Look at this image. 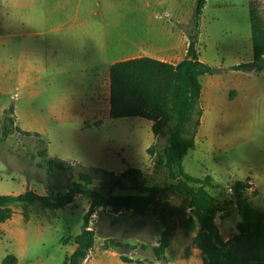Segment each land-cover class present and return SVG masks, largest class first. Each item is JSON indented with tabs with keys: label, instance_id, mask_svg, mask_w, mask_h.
Segmentation results:
<instances>
[{
	"label": "rangeland",
	"instance_id": "1",
	"mask_svg": "<svg viewBox=\"0 0 264 264\" xmlns=\"http://www.w3.org/2000/svg\"><path fill=\"white\" fill-rule=\"evenodd\" d=\"M256 1L263 2L264 6V0ZM195 3L196 0H0V19H5L8 25L62 24L65 22L64 17L54 15L49 21H42L40 19L45 17L38 14L81 10L85 15L92 11L93 15L90 17L95 23L122 25L127 29L132 26L146 29L153 24V19L158 25L171 18L176 19L177 9H181V14L189 18ZM212 6L217 8L212 9ZM154 11L161 15V20H155V17L152 19ZM169 13L172 17H169ZM83 18L81 16L77 23L82 22ZM201 24L199 49L204 60L215 66L222 63L225 67H230L244 60L247 62L252 57L246 0H210L208 12ZM8 34L9 31L1 28L0 35ZM19 40L1 38L0 47L4 41L17 43ZM21 41L30 40L26 38ZM229 71L233 70L226 68L219 70V73ZM244 72L238 76L231 74L236 77V81L240 79L243 90L237 89V93L230 94L229 88L232 85L221 84L212 100H208L205 94L201 101L203 124L197 135L196 149L184 158L183 166L192 177L215 178V187L208 188V191L220 203L233 197V185L236 181L246 182L249 178V199L256 208L264 211V70L260 73L254 70ZM207 78L209 76H205V88ZM11 82L13 86L10 92L18 93L17 81ZM17 104L24 105L23 102ZM1 105L0 102V110ZM148 123L139 118L114 121L105 126L101 146L105 148L106 157L111 159L110 163H113L111 168L123 171L126 163H130L142 169L148 168L138 177L146 186L176 184L165 169H157L153 159H149L147 150L153 143V134ZM2 126L3 117L0 115V192L20 195L34 190L35 193L42 194L45 187H50L56 193H65L69 180L78 181L77 171L83 170L78 166H75L74 173L56 172L49 180L46 170L37 167L42 162L38 152L45 150L42 140L21 134L3 139ZM125 130H133V138L128 140L125 136L114 135L115 132L125 134ZM166 142V139L161 140V146ZM51 148L54 149L53 154L56 150L64 152L75 149L69 145L63 151L58 144H52ZM106 179L107 176L101 173L94 187L101 190ZM116 194L135 192L117 191ZM90 205V200L78 196L73 204L58 212H49L39 207L29 209V214L38 222H33L32 227L40 228L44 233L43 241L46 246L39 251V257L44 262L64 264L65 257L72 248L65 246L63 241L81 233L84 216L90 210ZM190 216V200L179 192L159 196L152 206L151 214L146 218L135 217L129 211L96 208L90 219V227L96 233L94 252L103 254L92 255L84 264H127L115 254L128 259L131 264H203L201 252L193 245L197 229L190 223ZM216 221L224 240L237 234L240 218L235 207L228 214H219ZM163 232L169 235L171 246L166 251L164 260L159 261L153 248L158 246ZM7 248L10 250L13 246L7 244Z\"/></svg>",
	"mask_w": 264,
	"mask_h": 264
},
{
	"label": "trees",
	"instance_id": "2",
	"mask_svg": "<svg viewBox=\"0 0 264 264\" xmlns=\"http://www.w3.org/2000/svg\"><path fill=\"white\" fill-rule=\"evenodd\" d=\"M208 0H197L191 21L183 26L189 39L186 58L177 65H171L149 58H140L115 64L111 76V118H143L153 123V133L157 141L147 150L157 169L163 168L176 184L167 186H146L138 177L141 171L128 169L122 174L90 168L77 171L78 181H70L65 193H56L48 187V195L40 196L28 190L21 195H0V236L1 226L12 219L16 208L28 211L39 207L52 212L65 209L73 204L76 197L90 200V210L84 216L81 233L64 239L63 244L77 246L73 254L66 255L64 264H83L95 247L96 233L90 227V219L96 208L112 209L116 212L129 211L135 217L146 218L152 212L156 199L165 194L177 192L190 200V223L197 229L193 245L201 252L203 264H264V211L256 208L249 199L248 184L236 181L233 197L220 203L209 191L214 188L212 176L203 179L186 173L183 163L190 151L196 149L197 135L202 126L204 111L201 107V77L215 75L219 70L203 63L200 59L199 39L204 8ZM250 19L253 41V62L231 68L233 71L264 70V6L250 0ZM14 134L31 136L14 127L13 108L5 113L2 138ZM40 139V135H32ZM166 144L161 146V140ZM45 146V142L41 141ZM42 162L37 165L45 169L50 180L52 175L74 173L75 166L62 161L48 159L43 149L38 152ZM107 176L101 190L94 187L98 176ZM129 183H132L129 185ZM117 191L135 194H116ZM235 207L240 221L237 234L224 240L217 224L219 214H228ZM170 237L161 234L158 246L153 248L155 257L164 260L170 248ZM122 261L132 262L126 258ZM2 264H18L14 255L6 257Z\"/></svg>",
	"mask_w": 264,
	"mask_h": 264
},
{
	"label": "crops",
	"instance_id": "3",
	"mask_svg": "<svg viewBox=\"0 0 264 264\" xmlns=\"http://www.w3.org/2000/svg\"><path fill=\"white\" fill-rule=\"evenodd\" d=\"M209 2L210 0L207 1L203 11V22L209 9ZM246 2L252 41L250 0ZM215 8L217 6H212V9ZM91 12L85 15L81 10H62L38 14L45 17L40 19H43L42 21L47 19L49 21L54 15L64 17L65 22L62 24L8 25L5 19H0V25L3 21L0 30L2 28L3 31L10 32L6 36L0 35V39H20L17 43L4 41L3 46L0 47V102L2 104L0 115L4 121L5 113L13 108L14 127L30 135H40V139L45 142L48 159L72 164L83 170L95 168L122 174L128 169H136L143 173L148 168L142 169L130 163H126L123 171L113 170L111 168L113 163H110L111 159L106 157L105 148L101 146L104 141L103 132L108 123L139 119L138 117L111 118L110 71L115 64L140 58H149L171 65L182 62L189 48L188 35L182 27L190 23L193 12L188 18L185 14L184 16L181 14V9H177L176 19L171 18L170 21L166 20L162 25H158L154 23L153 17L159 21L161 15L154 11L152 13L153 24L148 25L146 29H140L137 26L127 29L122 25L108 26L95 23L91 20L90 16L93 15ZM168 15L172 17L170 13ZM81 16L84 17L82 22L77 23ZM26 38L30 41H21ZM253 58V41L252 57L247 62L244 60L230 67H225L222 63L215 66L200 57L203 63L221 71L250 64ZM243 73L245 72L229 71L228 73L218 72L215 75H205L209 76L206 79L207 88L204 86L205 76H202L201 101L205 94L208 100H212L221 84L232 85L229 88L230 94L243 90L240 79L236 81V77L231 75L238 76ZM12 80L17 81L18 93L16 94L10 92L13 86ZM21 102L24 105L17 104ZM146 121L149 122V128L152 130L153 123ZM125 131V134L115 132L114 135L125 136L128 140L135 135L133 130ZM152 134L153 145L157 139L153 130ZM52 144L61 145L62 150L69 145L75 149L74 151L63 150L64 152L56 150L53 154ZM149 159L152 160L150 156ZM37 181L44 184L40 180ZM0 195L11 196V194L2 192ZM38 195L47 196V187L44 193ZM28 215L29 219L26 220L24 210L21 207L16 208L12 219L1 226L0 264L10 255L17 258L18 264H48L39 257V251L46 246L43 241L44 233L40 228L32 227L36 219L29 214V211ZM7 244H11L13 248L9 250ZM65 246H71L70 254L77 249L72 242ZM94 250L95 247L83 264L92 255L103 254H95ZM115 255L122 260L120 255Z\"/></svg>",
	"mask_w": 264,
	"mask_h": 264
}]
</instances>
